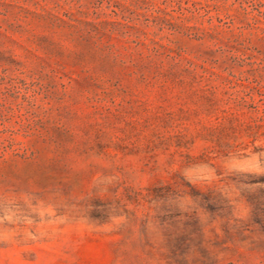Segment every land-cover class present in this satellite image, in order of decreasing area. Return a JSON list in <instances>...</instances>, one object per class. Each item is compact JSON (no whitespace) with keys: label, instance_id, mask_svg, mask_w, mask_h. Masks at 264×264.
<instances>
[{"label":"rangeland","instance_id":"374dc122","mask_svg":"<svg viewBox=\"0 0 264 264\" xmlns=\"http://www.w3.org/2000/svg\"><path fill=\"white\" fill-rule=\"evenodd\" d=\"M0 264H264V0H0Z\"/></svg>","mask_w":264,"mask_h":264}]
</instances>
